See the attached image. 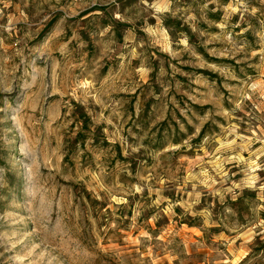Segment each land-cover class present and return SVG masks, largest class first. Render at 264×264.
<instances>
[{"label":"rangeland","instance_id":"rangeland-1","mask_svg":"<svg viewBox=\"0 0 264 264\" xmlns=\"http://www.w3.org/2000/svg\"><path fill=\"white\" fill-rule=\"evenodd\" d=\"M263 242L264 0H0V264H264Z\"/></svg>","mask_w":264,"mask_h":264},{"label":"trees","instance_id":"trees-1","mask_svg":"<svg viewBox=\"0 0 264 264\" xmlns=\"http://www.w3.org/2000/svg\"><path fill=\"white\" fill-rule=\"evenodd\" d=\"M211 17H217V19H218L219 14H211ZM164 25H165V28L167 29V31L170 35H174V34H178V33L180 34L183 32V28H181L180 23H177L175 21H166ZM118 36L120 37L119 33H118ZM84 117L85 116H83L82 118H76V120H75L76 122L80 123V125H81L80 131L78 132V137L75 139L76 141L77 140H83V139H85L84 137H87V136H85V134H83L84 131H88V133H89V126H88L89 122H88V120H84ZM204 132H205V127L201 130L198 138L202 137ZM103 145L105 148H108V147L113 148V150L116 152L115 159L118 162L125 163V164L129 163L128 159L122 157L121 151H120V148L118 145H110L105 140H103ZM231 203L234 207L238 206V209L242 208V205H241L242 198H238L235 202H231ZM177 211H179V210H177ZM237 213H238V217H241V214H240L241 212L238 211ZM262 244H264V242ZM251 256H255L254 252H252L248 256V258H250Z\"/></svg>","mask_w":264,"mask_h":264}]
</instances>
